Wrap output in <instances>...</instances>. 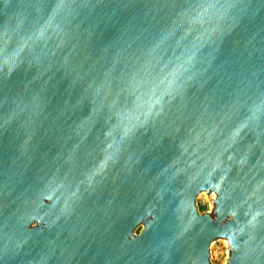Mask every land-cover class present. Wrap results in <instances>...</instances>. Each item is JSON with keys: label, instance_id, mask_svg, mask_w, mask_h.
<instances>
[{"label": "clouds", "instance_id": "1", "mask_svg": "<svg viewBox=\"0 0 264 264\" xmlns=\"http://www.w3.org/2000/svg\"><path fill=\"white\" fill-rule=\"evenodd\" d=\"M160 7L0 2V132L18 141L0 172V264H79L125 188V242L168 231L143 259L166 264L195 232L186 264H264V3Z\"/></svg>", "mask_w": 264, "mask_h": 264}, {"label": "water", "instance_id": "2", "mask_svg": "<svg viewBox=\"0 0 264 264\" xmlns=\"http://www.w3.org/2000/svg\"><path fill=\"white\" fill-rule=\"evenodd\" d=\"M2 2V0H0ZM141 3L149 5L155 4L161 11V16L167 9H161L160 6L173 2V0H140ZM264 3V0H260ZM3 18L0 17V20ZM15 79V78H14ZM14 86H21L16 81ZM3 85H0V89ZM18 141L14 138L11 131L8 134L0 132V172L15 154V145ZM49 147L47 138L38 146L36 160L39 161L40 154ZM33 166H30L31 174ZM137 200L134 189L125 188L121 190L116 197L112 208L111 215L103 219L98 228L87 238L81 247L78 255L79 264H161L160 257L155 259L149 255L143 259L145 248L149 244H154L168 235L166 228L161 225L156 232H146L142 237L126 243V235L129 234L136 226L138 221L137 208L133 206ZM103 203V201H102ZM142 211V206L141 209ZM196 238L195 232L190 233L184 241H178L173 249L172 258L166 264H186L187 257L192 252V239ZM207 247V239L199 238L197 247ZM129 257L131 259L129 260ZM73 264H76L74 261Z\"/></svg>", "mask_w": 264, "mask_h": 264}]
</instances>
